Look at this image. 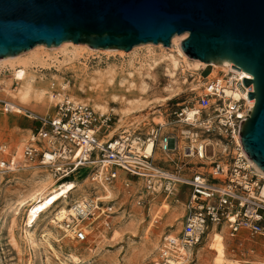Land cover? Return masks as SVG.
Returning a JSON list of instances; mask_svg holds the SVG:
<instances>
[{"label": "built area", "instance_id": "1", "mask_svg": "<svg viewBox=\"0 0 264 264\" xmlns=\"http://www.w3.org/2000/svg\"><path fill=\"white\" fill-rule=\"evenodd\" d=\"M243 77L252 79L241 68L231 67L206 79L196 109L184 106L174 111L176 122L166 120L152 126L144 139L129 131L109 137L113 114H101L87 103L74 102L67 86L54 89L53 96L64 94L54 112L40 117L31 130L22 156L25 162L34 163L32 166L50 167L60 184L70 177L75 180L83 169L89 170L93 189L78 198L70 192L51 206L53 212L60 207L67 210L57 228L66 237L70 233L76 242L103 238L111 232L120 207L115 206L117 196L112 200L99 197L106 192L102 183L113 193V185L119 183L117 195L130 198L135 194L137 205L147 203V195L156 188L166 196L184 191L186 213L179 235L163 237L153 264L176 260L178 257L169 252L175 253L177 241L185 248L190 246L191 257L203 237L222 229L229 238L247 235L254 239L250 250L262 249L264 263V177L244 154L239 138L240 126L250 111L247 91L253 90L252 84L243 85ZM233 91L238 92L237 99L227 93ZM2 106L5 102L0 99ZM191 109L189 116L186 110ZM135 137L143 143L140 148L133 142ZM12 159L9 145L0 144L1 172L16 169Z\"/></svg>", "mask_w": 264, "mask_h": 264}, {"label": "rangeland", "instance_id": "2", "mask_svg": "<svg viewBox=\"0 0 264 264\" xmlns=\"http://www.w3.org/2000/svg\"><path fill=\"white\" fill-rule=\"evenodd\" d=\"M148 49L153 50L155 53H161L162 51L163 53L176 55V51L171 45L168 47L163 45L162 47H154L140 44L134 46L128 52H119L90 49L85 44H74L69 45L67 48L70 53L77 55L71 61L63 62L64 58L61 52L63 48H58L56 51H44L49 54V58L56 57V59H50L51 64L48 67L41 68L38 74L44 78L45 85L52 94L54 89L59 90L57 80L62 77L64 82L69 81L68 96L74 94L87 103L91 95L77 90L80 74L83 72L91 74L95 69H101L107 65H112L119 70L121 67L124 69L129 68L128 65L131 63L136 69L145 62ZM30 50L21 53L23 54L22 58H26L31 52L42 51V49L35 46ZM169 69L173 72L172 76H169L166 71ZM202 69L184 68L181 61H179L176 69L166 65L157 68L152 73L155 81L148 83L146 91L132 92L127 95L129 99H135L139 102L140 106L134 109H126L123 105L111 103L106 98L105 100H108L110 105L115 106L118 110L117 112H106L114 115L110 130H114L113 133L118 135L127 128L129 132H134V136L144 139L145 134L150 131L152 126L164 123L166 120L176 122L174 111L184 106L196 109L198 107L197 97L206 81V77L201 75ZM223 72L224 70H217L215 75H221ZM1 79L11 80L10 65L6 62L0 63ZM12 82L14 85L16 84L15 81ZM51 82L52 85H50ZM1 97L2 92H0ZM57 101L55 96L53 100L44 98L39 102L33 101L28 110L21 114L5 111L0 107V120H6L5 124L0 123V144L9 145L10 154L15 155V142L21 139L26 142L31 130L38 126L40 117H47L54 112ZM32 165L34 163H27L22 157L20 163L16 164L15 170L5 173L0 171V264H60L61 260L63 261L70 254L76 260L74 262L67 258L65 260L67 264H153V261L158 259V248L163 237L167 236L169 231L172 230H177L176 236L179 235L182 220L186 213L184 205L186 195L184 191L177 196L169 195L168 197L163 191L155 192L147 195V203L137 205L138 197L135 194L127 198L122 193L117 195L118 190L115 189L113 193L114 197L117 196L115 206L120 207V211L117 213L111 232L103 238L94 239L90 237L84 242L75 241L74 244L79 250L72 252L71 245L73 244L68 243V237L49 223V217L43 216L39 226L34 231L36 245L32 247L25 241L24 216L21 214L13 227V233L18 244V248H14L10 241L11 210L9 205L30 188L32 178L43 175L44 170L52 174L48 166ZM27 166L28 168H25ZM89 172V170L83 169L78 173V178L74 180L73 177H70L68 181L73 180L75 183H80L88 176ZM52 177L57 182H61L53 175ZM91 185L89 181L83 183V188L74 189L70 196L78 198L83 193L93 192ZM114 229L118 231L115 236H113ZM47 231L52 232L56 238L60 239L55 241L54 237H48V243L51 244L53 249L46 242L45 238L47 236H43ZM251 240L254 239L247 235L237 238L225 236L226 258L231 260L252 258L262 261L263 250L259 249V251L251 252ZM209 241V235L203 237L196 245L193 255L185 257V264L198 262L208 264L211 262L214 252L210 250Z\"/></svg>", "mask_w": 264, "mask_h": 264}, {"label": "water", "instance_id": "3", "mask_svg": "<svg viewBox=\"0 0 264 264\" xmlns=\"http://www.w3.org/2000/svg\"><path fill=\"white\" fill-rule=\"evenodd\" d=\"M186 33L188 58L249 73L254 99L239 130L242 150L264 173V0H0V58L63 42L125 52L170 46ZM210 65L201 71L206 77Z\"/></svg>", "mask_w": 264, "mask_h": 264}, {"label": "bare ground", "instance_id": "4", "mask_svg": "<svg viewBox=\"0 0 264 264\" xmlns=\"http://www.w3.org/2000/svg\"><path fill=\"white\" fill-rule=\"evenodd\" d=\"M186 37V33L181 35H174L171 39V47L175 49L176 55L172 53H155L153 50L148 49L145 55V62L138 68H134V66L130 63L128 65L129 68H118L107 65L101 69H95L91 74H87L83 72L79 75L80 81L78 85V91L82 93H88L91 95V98L87 101L92 108L104 114L108 111L117 112V108L115 106L110 105L111 103H117L124 106L126 109H134L139 107V102L135 99H129L127 97L128 94L132 92H144L148 87V83L154 82V76L152 73L161 66L166 65L167 67H171L172 69H176L179 61L183 63L184 68H194L196 70H201L205 68L207 65H210V72L207 74L205 79H210L213 77L217 70L227 71L231 68V64L228 66L206 64L196 59L188 58L185 53L182 51L180 47L181 41ZM69 45H74L72 42H63L58 47H46L45 45L39 44L35 47L42 49V51L31 52L26 58H22L23 54H19L12 57H4L0 58V63H8L10 65L11 70V80L5 81L0 80V92H2V99L5 102V106H2V109L5 111H12L14 113H24L28 110V107L31 103L39 102L42 99L46 98L48 100H53V94L48 90L47 85H45L44 78L38 74L41 68L44 66H49L51 63L50 59H56V57L49 58V54L45 53L46 51H56L58 48H63L61 52L63 53V62L71 61L76 58V54L70 53L67 50ZM145 45H152L154 47H162L161 44H152L147 43ZM136 47V46H135ZM91 49V48H90ZM93 49V48H92ZM31 51V50H29ZM28 51V52H29ZM45 51V52H44ZM104 51H119L116 49H105ZM192 61V62H190ZM53 62V61H52ZM62 62V63H63ZM48 69V68H47ZM169 76L173 75L171 69L166 70ZM12 81H15L14 85ZM59 84V88L68 87L69 81L64 82L62 77H59L57 80ZM53 83L51 82L50 85ZM13 85V86H12ZM233 99H237L239 97L238 92H227ZM64 93H59L55 96L56 100H60ZM93 94V95H92ZM69 98L74 102H82L86 103L83 99L75 96L74 94H69ZM108 98V100H105ZM254 99L248 100V107H253ZM188 115L190 116L193 112V109L186 110ZM31 116V115H30ZM29 117V114H28ZM1 124H5L6 120L1 119ZM129 129L125 128L123 132H127ZM114 130H110L108 136L111 137L113 135ZM135 146L140 148L141 142L140 138L135 137L133 140ZM25 144L24 140H17L15 142V155H13V169L14 165L22 160V147ZM150 144L147 146V151H150ZM19 159V160H18ZM24 159V158H23ZM18 160V161H17ZM249 160V159H248ZM25 161V159H24ZM250 161V160H249ZM251 164L252 161H250ZM254 165V164H253ZM16 167V166H15ZM45 173L43 175H38L35 178H32L30 182V188L24 193L21 194L16 200L9 205V209L11 210L10 220H11V231H10V241L14 248H18L17 240L13 233V227L16 225L17 218L19 215L24 216L23 224H24V238L25 241L28 242L29 246H35L36 241L34 237V231L39 226V222L42 217H49V223L57 228L58 221L64 219L67 210L64 207H60V210L57 212H53L51 206L57 202L63 200V198L67 197L70 192L74 189L80 188L82 189V185L85 182H90L88 177L84 178V180L80 183H75L73 180H69L66 182H62L61 184L54 180L52 174L44 170ZM262 176L264 177V173L260 171ZM93 185L97 186L98 191H103L100 186L93 183ZM106 192L101 194L99 197L101 199L109 200L113 197L112 188L107 184L102 183ZM178 183H176V188ZM119 183L113 185V188L119 189ZM160 189L156 188L155 192H159ZM153 193V194H154ZM84 194V193H83ZM168 197V196H166ZM112 200V199H110ZM118 233L116 229L113 230V236ZM70 237H68V243H72L71 250L78 251L79 248L74 244V240L71 239L72 235L68 233ZM176 231H169L167 236L176 237ZM67 235V234H66ZM209 246L210 250L214 252V256L212 257L211 262L208 264H264L262 261L254 260L252 258H244L240 260H231L227 259V245L225 241L224 230L211 231L209 232ZM46 237V242L51 249L52 246L48 243V237L52 236L55 238V241H59L60 239L56 238V236L47 231L44 235ZM174 249V248H173ZM175 253L169 252L172 255H176L178 258L172 259L169 258L168 261L171 264H185V256H189L190 254V246L185 248L180 242L177 241V245L174 249ZM71 259L75 262L76 258L70 254L63 261L61 260L60 264H67L65 260ZM195 264H201L200 262Z\"/></svg>", "mask_w": 264, "mask_h": 264}]
</instances>
